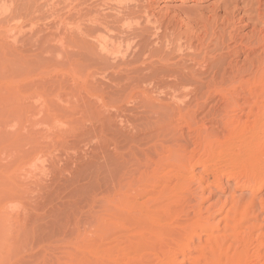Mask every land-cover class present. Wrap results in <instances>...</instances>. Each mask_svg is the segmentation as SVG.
Here are the masks:
<instances>
[{
	"label": "rangeland",
	"instance_id": "1",
	"mask_svg": "<svg viewBox=\"0 0 264 264\" xmlns=\"http://www.w3.org/2000/svg\"><path fill=\"white\" fill-rule=\"evenodd\" d=\"M230 1L0 0V264H89L102 256L94 239L114 185L145 160L143 150L163 142L160 134L192 136L176 128L177 118L153 128L172 115L167 103H181L167 87L192 90L202 66L209 76L200 84H208L211 71L227 62L244 68L259 54L229 57L219 42L225 29L244 43L264 30L258 0L225 20ZM234 110L245 119L247 110ZM183 113L194 130L213 136L226 111L216 98L205 107L191 101ZM163 143L168 150L186 142ZM240 183L223 177L205 192L212 232L223 230L219 209H228L232 194L250 195ZM257 194L264 197V188ZM197 242L188 254L198 253Z\"/></svg>",
	"mask_w": 264,
	"mask_h": 264
},
{
	"label": "bare ground",
	"instance_id": "2",
	"mask_svg": "<svg viewBox=\"0 0 264 264\" xmlns=\"http://www.w3.org/2000/svg\"><path fill=\"white\" fill-rule=\"evenodd\" d=\"M231 1L233 7L229 3L223 10L225 20H233L241 11L240 4L247 0ZM258 3V15L264 21V0ZM212 34H216V28ZM219 42L228 56L236 59L245 53L260 52L244 68L234 69L232 62H227V67L211 71L208 84H200L203 77L209 76L202 66L191 75L196 88L182 92L178 82L167 87L172 91L168 93L171 99L181 96V103H167L173 108L172 115L163 114L153 128L165 130L177 118L180 125L176 128L186 127L192 136L174 134L168 139L166 133L160 134L163 142L186 143L166 150L163 142H155L143 150L145 160L114 185L94 239L105 249L89 264H183L188 260L189 264H264V197L257 196L264 188V30L253 32L244 43L225 29ZM216 98L225 104L226 111L217 121L220 132L211 136L194 130L183 107L191 101L202 102L205 107ZM128 101L137 102L133 97ZM154 102L161 103L157 99ZM232 107L238 113L247 110L245 119L238 114L231 116ZM192 145L195 149L189 152ZM173 151L185 155L170 163ZM162 154L164 157L158 158ZM198 167L201 170L197 171ZM223 177L242 182L239 188L247 187L251 193L242 198L232 194L226 210L224 205L228 204H222L219 212L224 228L215 233L211 216L203 213L202 201L210 186L220 187ZM194 180L200 192L192 191ZM196 239L200 242L193 256L187 251Z\"/></svg>",
	"mask_w": 264,
	"mask_h": 264
}]
</instances>
